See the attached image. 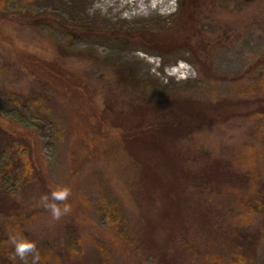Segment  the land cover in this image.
Instances as JSON below:
<instances>
[{
  "label": "rangeland",
  "instance_id": "rangeland-1",
  "mask_svg": "<svg viewBox=\"0 0 264 264\" xmlns=\"http://www.w3.org/2000/svg\"><path fill=\"white\" fill-rule=\"evenodd\" d=\"M101 2L6 1L0 114L8 134L0 131V170L19 214L3 229L12 254L25 264L16 243L33 242L39 264H264V198L257 196L256 209L244 201L254 198L256 186L264 189V117H248L255 104L241 103L243 87L264 77L257 63L264 59V0H170L169 8L140 14ZM178 64L186 66L185 78L171 73ZM124 71L142 84L151 104L177 94L211 106L214 120L207 122L215 125L191 136L194 158L246 163L239 167L250 183L247 198L238 208L227 197L214 204L216 211L221 205L224 242L216 239L220 244L209 252L194 214L211 201L206 196L199 206L184 175H173L175 187L150 209L134 195L141 185L158 188L159 173L144 159L170 171L184 161L176 140L146 131L154 127L150 113L127 115L120 102L130 95L136 100L137 93L114 85ZM75 83H87L89 93L68 89ZM29 143L33 158L26 171L17 162ZM62 190L69 191L67 199H54ZM46 205L69 211L56 219ZM160 212L165 231L157 226ZM145 226L158 227L154 238ZM184 233L196 238L187 243ZM164 245L168 253L160 251ZM216 252L222 259L210 263L216 259L209 253ZM32 255L26 254L27 264Z\"/></svg>",
  "mask_w": 264,
  "mask_h": 264
},
{
  "label": "trees",
  "instance_id": "trees-1",
  "mask_svg": "<svg viewBox=\"0 0 264 264\" xmlns=\"http://www.w3.org/2000/svg\"><path fill=\"white\" fill-rule=\"evenodd\" d=\"M7 0H0V18H4L5 16V6H6ZM264 59H260L259 62H257L260 66L263 64L264 66ZM107 67V66H106ZM109 68V66L107 67ZM109 71V70H108ZM263 71V70H262ZM60 76L62 77V74L59 72ZM122 78H119L120 81L115 80L114 85L119 89L120 87L125 85V89H129L130 92L132 91V94H136L135 97L133 95L124 96L125 100H122L120 103L124 105V107H128L127 115L136 117L144 116L148 113H150L153 117V123L154 127L150 129H146L148 133L156 132L157 136L159 138L163 137H170L172 140H176L177 146H179L178 154L182 155V159L184 162H181L180 165L177 164L174 171H170L168 169H159L157 165V162H153L151 160L144 159V165H148L150 163L153 164L154 168L156 167V172L159 173L156 174V180L158 181V188L154 187H144L143 185L140 186V190L138 193H134L135 196H138L140 198V201L142 202L143 206L148 207L150 209L152 205V201H156L157 199L161 202L162 200L160 198L165 197L166 193H168L170 190L169 187H175L172 176L181 174L182 176L188 180L187 183L191 186L192 189L196 190V194L199 197L198 204L199 206L206 205V199L211 201L208 204L207 209L199 210L196 213L193 209H190V213L196 215L198 222L196 223L194 228H200V234L201 237L206 238V242H202V245H206V252H209L211 248L215 249L216 246L220 243H217V240L219 238V241H222L220 237L223 233V226L221 225V221H223L221 218V215H218L217 212L221 213V205L217 206L219 207L218 210H215V203L217 204L218 201L222 197L231 198L233 201L228 200L229 203L231 202V206L234 203V208H238V205L241 206L242 202L241 200H244L247 198V195L244 189V187L250 186V183L244 179L241 178V174L244 175V169H241L240 165H245V161H237L233 160L231 158L228 159H221L219 156H213L211 158H194V156L197 157L196 152L192 147L189 145L192 139V135L196 136V129H200L203 126H207L209 123H211L212 126L215 124L212 123L214 118H210L212 116H209L210 113H208L210 109V105L205 102L197 101L195 98H189L182 95H164L160 96L158 100H155L152 104L150 100L144 95L142 92V84L137 83L135 80L129 79V77H126L125 71L122 73ZM68 80V79H67ZM70 81V80H69ZM47 82L45 81L44 85L47 86ZM69 83L72 84L70 81ZM74 84V83H73ZM74 88H68L70 90H74L76 94H85L87 95L89 93V87L85 84L75 83ZM83 87V88H82ZM244 91V100L241 101L242 104L245 103H253L255 104V109L248 114V117H252L253 120L255 118L264 117V77L257 78L254 82L250 83L249 85H245L243 87ZM253 99V100H252ZM206 107V111H205ZM133 113V114H130ZM138 113V114H137ZM209 114V115H208ZM206 119V120H204ZM211 120L212 122H207ZM4 118L0 114V131L3 133L8 134V129H6L3 126ZM143 131V130H142ZM163 132V133H160ZM155 134V133H154ZM247 141V140H246ZM245 141V143H247ZM26 146H30L29 153L26 154H20L19 155V162L18 165L22 164L24 165V168L26 171L30 170L31 160H32V153L33 148L32 144H26ZM184 147V148H183ZM193 154V155H192ZM21 156V157H20ZM147 160V161H146ZM162 166V165H159ZM165 166V165H164ZM240 166V167H239ZM9 165L7 164V168ZM23 168V167H22ZM25 170H22L25 172ZM3 170H0V264H20L18 259L12 254V250L10 247V235H5L4 227H10V222L14 219L15 216L18 215V212L15 211L16 208L14 206V196L6 191V189L3 188L2 185V174ZM183 173V174H182ZM261 186H256L255 191H257L259 194L257 195V192L254 194L253 199L244 200L249 202L250 204L254 205L255 209L257 208L259 201L257 199V196L261 195L264 198V189H260ZM159 189V190H157ZM213 195V196H212ZM246 195V196H245ZM207 196V198H206ZM212 196V197H211ZM165 200V199H164ZM204 200V201H203ZM167 201V200H166ZM227 202V199L222 200ZM162 203V202H161ZM166 205V203H165ZM14 207L13 211H10ZM145 207V208H146ZM209 210L210 213L208 212ZM235 210L232 209V212ZM206 212L209 214L206 215ZM237 216L239 218L243 219V212L238 209ZM215 213V214H214ZM84 216V215H83ZM166 214L164 212H160L158 225L160 228L165 231L166 226L162 225L164 222V219ZM228 217V215H226ZM222 227V228H221ZM238 228V226H236ZM148 234L147 236L149 238H152L155 232L158 229L156 228H147ZM225 230V228H224ZM237 235H242V229H237ZM163 231V233H164ZM160 232V231H159ZM161 233V232H160ZM226 233V230H225ZM247 233V231H246ZM245 233V234H246ZM26 233H24L25 235ZM168 238L173 237V234L171 233V236ZM185 238H189L187 243H190V238H196L189 236L188 233H184ZM154 238V237H153ZM166 238V237H165ZM203 238H199L203 240ZM166 241V240H165ZM224 242V241H222ZM221 242V243H222ZM192 246V245H191ZM166 245L160 247V251L163 253H168L165 249ZM226 247H229L227 245ZM172 249V248H171ZM194 249V248H193ZM213 253V252H212ZM216 254L209 253V257H211L213 260L216 259V261L208 260L210 263H218L220 256ZM168 255V254H167ZM167 255H163V261L164 263L167 262ZM216 255V256H215ZM209 259V258H208ZM162 261V263H163ZM22 262V261H21ZM42 264V261H41ZM47 264V263H45ZM219 264V263H218Z\"/></svg>",
  "mask_w": 264,
  "mask_h": 264
},
{
  "label": "bare ground",
  "instance_id": "bare-ground-1",
  "mask_svg": "<svg viewBox=\"0 0 264 264\" xmlns=\"http://www.w3.org/2000/svg\"><path fill=\"white\" fill-rule=\"evenodd\" d=\"M105 8L114 7L116 9L127 8L129 14L147 13L150 11L165 9L170 7V0H101Z\"/></svg>",
  "mask_w": 264,
  "mask_h": 264
},
{
  "label": "clouds",
  "instance_id": "clouds-1",
  "mask_svg": "<svg viewBox=\"0 0 264 264\" xmlns=\"http://www.w3.org/2000/svg\"><path fill=\"white\" fill-rule=\"evenodd\" d=\"M69 191L68 190H62L60 192H56L53 194V198L56 200H65L67 199V197L69 196ZM47 207H50L52 212H53V216L56 219H59L60 216L63 213H67L69 211V209L67 207H65L63 209V212L61 211L60 208L56 207L55 205H46ZM14 243H16V241L14 240ZM16 252L17 254L20 256V258L22 260H25V264H27V260H26V254L27 253H32V262L31 264H39L40 261V254L39 252L36 250V245L33 242H20V243H16Z\"/></svg>",
  "mask_w": 264,
  "mask_h": 264
},
{
  "label": "built area",
  "instance_id": "built-area-1",
  "mask_svg": "<svg viewBox=\"0 0 264 264\" xmlns=\"http://www.w3.org/2000/svg\"><path fill=\"white\" fill-rule=\"evenodd\" d=\"M185 67L186 66L183 64H178L177 66H174V68L172 69L173 72L171 73L177 75L178 77L185 78L186 77Z\"/></svg>",
  "mask_w": 264,
  "mask_h": 264
}]
</instances>
